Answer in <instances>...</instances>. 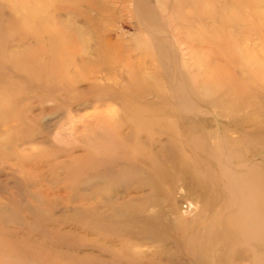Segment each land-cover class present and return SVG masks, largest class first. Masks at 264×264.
Masks as SVG:
<instances>
[{"label":"rangeland","instance_id":"rangeland-1","mask_svg":"<svg viewBox=\"0 0 264 264\" xmlns=\"http://www.w3.org/2000/svg\"><path fill=\"white\" fill-rule=\"evenodd\" d=\"M230 39L264 66V0H0V264H216L245 219L221 154L264 186V68ZM107 42L143 63L147 95L94 62ZM232 234L228 264L264 262V231Z\"/></svg>","mask_w":264,"mask_h":264},{"label":"bare ground","instance_id":"bare-ground-1","mask_svg":"<svg viewBox=\"0 0 264 264\" xmlns=\"http://www.w3.org/2000/svg\"><path fill=\"white\" fill-rule=\"evenodd\" d=\"M29 5H31V4L29 3ZM23 7L26 8V6H24V5H23ZM38 9L41 11L39 6H38L37 10ZM96 45H97L96 50H98V53L96 55L97 60H95L94 62H99V61L104 62L102 64L105 67L102 69V71L105 72V74L107 76L112 75V73L109 74V72H112L116 68H119L121 73L124 72L126 74V77L122 80L124 83L123 87H122V93H123L124 97L131 98L133 96L147 95V78H146V75L142 74L143 63L139 59L137 61L131 59L130 53L125 52L122 45L119 44L118 42L113 43V44L108 43V42L105 44L104 43H98ZM106 50L108 52H114L116 54L113 57H108V55L106 54L107 53ZM139 50H141V49L139 48ZM226 51L228 52V54L230 55L231 58H233V59H237V58L239 59L240 58L244 61V63H247L250 66V68L255 69V70L259 69V70L263 71V68H264L263 64H261L258 60H256V58L255 59H252V58L247 59L243 49L238 48L236 46V44L231 39L228 41V44L226 46ZM140 58L144 59L143 56H141ZM68 68H70V67L64 66L62 71L66 72L68 70ZM56 73L59 74L58 72H56ZM93 81H96V79H93ZM113 84L114 85L118 84L115 79H113ZM91 86H92V88L98 87L97 85H91ZM233 86H235V85H233ZM236 93H237V90L235 89V87L231 88L229 91V94L233 95V96H235ZM248 111L250 114L249 115L250 120H252L254 122L261 123V121L263 119H261V117L259 115H257L256 111H252V110H248ZM221 114H222L223 118H226V119H229L232 121H237V122L240 120L243 121V116L241 114H239V112L237 110V104L234 101L227 103V107L225 106V108H224V110H222ZM263 116H264V111H263ZM218 145L219 144L217 143V145H216L217 148H219ZM228 149H229V153H230L231 150H234V146L230 145ZM223 150L224 149H222V151ZM263 150H264V147H263ZM224 151H226V150H224ZM232 152H231V154H229L228 159L225 158L224 154H223V156L221 154V157L224 160L223 163L225 165L221 171V176H222L221 178H223V180L226 182V183L225 182L223 183L222 188H223L224 192L228 188H236L237 189L239 194H236V197H239V198L233 199L232 201L234 202L233 204L238 207L237 211L235 210L237 215L242 214L243 216H245V219H244V221L240 222L241 229H239L234 224V221H232L229 225L226 224V227H228L229 230L228 231L223 230L224 231L223 232V239L222 240L217 239L218 242L219 241H221V242L219 244L217 242L218 247H216L215 249L213 248L214 250H213L212 254L214 255L216 264H228L227 256L229 254V250L232 246V243H235L234 237L232 238V235H233L232 233L234 231L235 232L238 231V232H240V234H242V235H240L239 239H236V241L242 240L246 244H249L252 241V239L259 238L258 236L264 231V223H263L262 227L258 229V226H260L262 224L263 215L261 216V214H262L261 211H264V204L261 203L262 201H259L257 198H255V193L264 192V186L259 181L258 182L252 181L254 167H258V166L253 165L250 167H247V166L246 167L245 166L244 167H242V166L236 167L234 164L235 155L233 156ZM261 159H262L263 165H264V154H262ZM183 165H186V164H183ZM194 170H197V168L194 167ZM202 172H200V173H202ZM196 174L198 177H200L199 173L196 172ZM260 176H262V178H264L263 172L260 173ZM198 183L200 184V181H198ZM262 183L264 184V182H262ZM222 188H221V191H222ZM235 193H237V192L235 191L234 194ZM219 209H222V206H220ZM195 210L198 211L197 209H195ZM231 212H228V214ZM228 214H227V216H225V219H224L225 222L234 220V215H232V214L228 215ZM220 218H222L221 214H217L216 217H214L213 220L209 224L207 223L209 230L207 232V236L204 239L205 242H207L206 238H208L210 236L209 232L212 231L211 230V228H212L211 224L218 221V219H220ZM236 221H237V219H236ZM221 225H223V224H221ZM222 227H224V226H222ZM208 234H209V236H208ZM234 234H235L234 236H236V233H234ZM194 237H197V235L195 234ZM191 244H192V242H191ZM185 249H187V248H185ZM187 251H188V249H187ZM206 254H208V253L205 252V255ZM211 255H209V256H211ZM232 258H234V257H232ZM253 264H264V262L260 258L255 257L253 260Z\"/></svg>","mask_w":264,"mask_h":264}]
</instances>
